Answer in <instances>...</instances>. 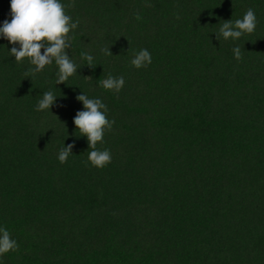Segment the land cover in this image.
<instances>
[{
	"label": "trees",
	"instance_id": "16d2710c",
	"mask_svg": "<svg viewBox=\"0 0 264 264\" xmlns=\"http://www.w3.org/2000/svg\"><path fill=\"white\" fill-rule=\"evenodd\" d=\"M249 8L252 34L216 38ZM68 14L66 84L54 62L25 78L33 66L0 37V227L18 244L0 264H264V0H75ZM141 49L152 62L136 69ZM109 74L124 77L119 94L99 85ZM49 90L55 103L36 111ZM84 93L115 121L103 169L85 165L73 122Z\"/></svg>",
	"mask_w": 264,
	"mask_h": 264
},
{
	"label": "clouds",
	"instance_id": "9594fccd",
	"mask_svg": "<svg viewBox=\"0 0 264 264\" xmlns=\"http://www.w3.org/2000/svg\"><path fill=\"white\" fill-rule=\"evenodd\" d=\"M74 7L75 0H70L68 4L62 3V0H11V21L5 20L0 26V37L7 39L12 45L19 44V48L13 46L10 50L15 62L22 63L27 59L33 66L24 72L25 78L35 77L53 62L58 66L56 85L66 84L70 77L76 75L78 65L67 52L71 47L73 30L79 25V21L73 22L68 14V9ZM141 18L137 12L135 19L139 21ZM179 18L177 14L176 19ZM257 24L255 11L249 8L241 19L223 21L215 33L216 38L225 41L239 40L245 34H252ZM101 52L106 56L112 55L109 47L102 48ZM233 54L237 61L242 60V50L239 46L233 48ZM81 57L87 61L89 67L96 66L93 55L82 53ZM151 62V53L147 49L134 53L131 59V65L136 69L145 68ZM99 85L105 90L119 94L125 85V79L123 76L114 77L109 74L107 78L99 80ZM56 99L53 91L43 92L35 110H50ZM76 99L83 103L84 110L76 113L73 122L80 136H86L88 147L91 149L85 165L90 163L95 168L103 169L112 162V154L108 149H98L97 144L104 143V136L112 130L115 121L108 118L107 105L101 99L89 98L85 93L78 95ZM73 147V144L66 147L63 145L59 150L58 160L61 164L67 163ZM17 250V241L12 238L7 228L0 227V257Z\"/></svg>",
	"mask_w": 264,
	"mask_h": 264
}]
</instances>
